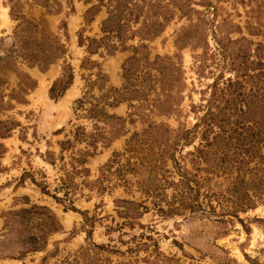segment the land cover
<instances>
[{"label":"trees","instance_id":"trees-1","mask_svg":"<svg viewBox=\"0 0 264 264\" xmlns=\"http://www.w3.org/2000/svg\"><path fill=\"white\" fill-rule=\"evenodd\" d=\"M51 1H54L55 10H52L47 0H43L40 6L46 13H58L59 0ZM70 1L72 0H65V3L68 4ZM24 3L26 1L5 0L8 17L14 22V27L10 35L0 38V173L5 170L1 164L6 153L3 141L10 137L12 131L21 128L18 121L10 116L4 117V114L12 111L15 105L26 104V96L36 87V81L24 72L22 67L36 68L44 73L49 66L62 60L60 73L47 90V97L53 101L61 98L73 82L72 68L64 61L66 54L64 45L48 28L44 18L33 20L22 13ZM84 4L90 5L82 15L84 25H88L101 8L105 10V18L100 21L97 38L83 37V29L76 35L77 46L84 47L87 55L81 60L79 68L87 71L94 69L95 72L86 78L84 92L74 101L73 111L81 112V118L90 122V129L87 130L80 125L74 126L63 140L57 142L56 155L46 151L41 156L43 161L52 167L58 164L62 172L52 192L48 186L36 182L26 172L20 176L19 182L23 183L28 178L41 194L49 196L58 204H65L64 211L81 215L87 247L81 248L80 252L95 250L123 255L107 246L90 242L92 225L96 219L87 217L86 211L79 212L73 207L72 197L77 187L74 178L82 177L80 184L89 185L86 180L88 169L85 167L88 158L96 155L98 146L107 147L124 134L125 118L109 113L108 108L127 103L128 107L133 109L149 106V113L158 116H168L176 112L180 102L179 66L168 56L155 55L149 60L148 47L144 42L158 37L176 13L186 15L190 9L186 5V0H84ZM70 11L72 12L71 8ZM61 27L65 29V24L62 23ZM230 27L240 32L237 25ZM245 30L248 35H257L259 32L256 27L248 25L245 26ZM203 33V29L196 32L193 47L200 41L207 46ZM227 34L221 37L213 35L215 55L218 59L216 64L220 68V73L212 78V82L206 87L207 97L202 99L204 103L199 106L201 115L196 118L192 129L173 133L171 141L169 133L172 132L164 124H148L141 134H146L152 129L166 134L164 145L168 141L170 143L162 150L160 160L168 159L172 162L178 176L176 182L166 183L173 191L171 200L161 199L157 200V203L153 202L157 216L165 218L181 215L186 211L190 215L199 212L206 218L216 217L215 222L220 225L235 220L247 230L238 215L258 206L264 208V44L252 43L243 37L231 40ZM135 39L137 45L128 44ZM179 42L181 41L176 40L175 45L178 46ZM123 51H129L131 55L122 64V86L116 89L107 84V78L101 72L99 64L91 61L89 57L113 56ZM139 62L144 64L146 70L137 77L136 69ZM197 63L196 68L203 69L204 58L199 57ZM222 70L231 75L223 79ZM151 71L154 74H151ZM90 76H93V79H90ZM137 78L147 83L146 89L144 87L135 89L133 83H141L136 80ZM92 90H96V96L92 94ZM131 102L139 105H132ZM129 121L133 122L131 119ZM61 131L62 129L56 134ZM194 136H197L198 144L193 151L186 153L190 157L189 163L194 171L192 175L186 170L179 169L173 151L177 144L181 146L191 144ZM136 138L137 134L134 133L126 140L125 152L133 151L131 141ZM118 156H120L118 153L111 155V159L100 169V177L92 183L97 184L100 192L106 188L102 186V182L110 184L114 175L118 176L116 177L118 180L121 178V186L127 184V181L122 179L127 170H122V166L111 172V165L117 164L115 159ZM125 161L127 166H131L127 172H134L133 164H129L128 159ZM197 173L203 174L201 179L197 178ZM207 174L223 179L224 186L223 189L218 187L217 193L211 196L205 194L203 201L198 202L199 189L204 181L208 180L204 176ZM152 191L153 189H147L142 191V195L145 198H155L156 195L153 196ZM211 199L215 205L211 203ZM159 202H163L165 207ZM113 204L116 208H121L115 210L117 217L125 220L121 225H127L130 229L133 221L147 210L143 203L129 200H114ZM2 218L0 240L3 239V244L0 241V259L22 260L27 254L42 250L47 238L60 231L56 216L41 205L28 204V207L4 212ZM143 236L140 233L138 237ZM144 239L152 243L149 255L152 258L142 257L132 262L177 264L173 257H166L160 253L157 244L149 235L144 236ZM131 240H134V237ZM148 245L146 242L136 243L134 247H127L124 253L133 254L140 248L147 250L150 247ZM119 264H131V261H121Z\"/></svg>","mask_w":264,"mask_h":264},{"label":"rangeland","instance_id":"rangeland-1","mask_svg":"<svg viewBox=\"0 0 264 264\" xmlns=\"http://www.w3.org/2000/svg\"><path fill=\"white\" fill-rule=\"evenodd\" d=\"M21 1H26L22 8V13L26 17L33 20L44 18L48 28L59 37L66 50L64 61L72 68L73 82L61 98L53 101L47 97V90L51 82L58 77L62 60L49 66L44 73L36 68L22 67V70L36 81V87L26 96V104L15 105L12 111L4 114V117L10 116L18 121L21 128L12 131L10 137L3 141L6 153L1 160L5 170L0 173V233L3 226L2 214L28 207V204L47 207L56 216L60 231L47 238L42 250L29 253L22 260L0 259V264H119L121 261H131V264H135L132 262L134 259L138 261L142 257L152 258L149 257L152 243L144 239L147 235L155 241L163 256L173 257L177 260V264H264L262 206L238 215L247 229L244 230L235 220L220 225L215 222L216 217L206 218L199 212L190 215L186 211L181 215L162 218L156 215L153 205V202L157 203V200L161 199L170 201L173 191L166 183L178 180L172 162L168 159L160 160L162 150L169 145L173 133L192 129L196 118L201 115L199 106L204 103L202 99L207 97L206 87L212 82V78L220 73V68L216 64L218 59L215 55L216 45L213 35L221 37L229 32L227 36L231 40L243 37L252 43L264 44V1L186 0V5L190 9L188 14L176 13L158 37L144 42L148 47L149 60L155 55L168 56L172 57L173 62L179 66L180 102L176 112L168 116H158L149 113V106L133 109L129 108L127 103H120L112 109L108 108L109 113L125 118L124 134L107 147L98 146L96 155L88 158L85 167L88 169L86 180L89 185L80 184L83 178L75 177L74 182L77 187L72 197V205L75 209L79 212L86 211L87 217L96 219L92 225L90 242L107 246L123 255L95 250L80 252L81 248L87 247L81 215L64 211L65 204H58L49 196L41 194L28 178L23 183L19 182L20 176L26 172L36 182L48 186L49 191L52 192L62 172L58 164L52 167L43 161L41 156L46 151L56 155L57 142L63 140L74 126L80 125L87 130L90 129V122L81 118V112L73 111L74 101L84 92L86 78L95 72L94 69L87 71L79 68L81 60L87 55L84 47L77 46L76 35L80 29H83V37L97 38L100 21L105 18V10L101 8L93 20L88 25H84L82 15L90 6L84 4V0H72L68 4L65 0H59L58 13H46L40 6L43 0ZM47 1L52 10H55L54 1ZM62 23L65 24V29L61 27ZM230 25H237L240 32L233 30ZM246 25L256 27L258 34L248 35L245 30ZM13 27L14 22L8 17L5 0H0V38L10 35ZM201 29L204 30L203 36L207 46L200 41L196 47H193L196 32ZM176 40L181 41L180 44L178 43L181 48L175 45ZM128 44L137 45L138 42L135 39ZM129 55L131 52L123 51L113 56L91 55L89 58L99 64L101 72L107 78V84L119 89L122 86L121 67ZM199 57L204 58V67L201 70L196 68ZM145 70L144 64L139 62L136 69L137 77H140ZM150 73L154 74L153 71ZM221 74L223 79L231 75L226 70H222ZM90 79H93V76H90ZM136 80L140 81L139 78ZM133 84L135 89L142 87L146 89L147 83L142 81ZM155 89L157 91V87ZM92 94L96 96V90H92ZM149 95L151 98L152 92ZM131 104L139 105L136 102ZM130 119L133 122H130ZM148 124L166 125L172 132L169 133L170 141L164 145L166 134L155 132L153 129L141 134ZM61 129V133L56 134ZM134 133L137 134V138L131 141L133 151L127 153L125 142ZM197 144L198 138L194 136L191 144L186 146L177 144L173 151L179 169L186 170L192 175L194 171L189 163L190 157L186 153L193 151ZM113 153H118L120 156L115 159L117 164L111 165V172L119 166H122V170L131 169V166L125 163L126 159L129 164H133L134 172L126 171L127 174H123L122 179L127 181L123 186H121V178L118 180L117 175L112 176L110 184L102 182V186L106 188L100 192L97 184L92 183L100 177V169L111 159ZM64 156L66 157L67 154ZM196 176L201 179L203 174L197 173ZM204 176L208 180L200 186L198 202L203 201L205 194L211 196L217 193L218 187L223 189L224 186L223 179L213 174ZM147 189H153L151 193L156 197L145 198L142 191ZM114 200L143 203L147 210L133 221L130 229L127 225H121L125 220L117 217L115 210L121 208L115 207ZM211 203L215 205L212 199ZM159 204L165 207L163 202ZM84 228L87 229L86 226ZM140 233L144 235L141 238L138 237ZM132 237L134 240H131ZM0 241L3 244V239ZM143 242L149 244L147 250L140 248L133 254L124 253L127 247H134L136 243ZM138 264L145 263L138 262Z\"/></svg>","mask_w":264,"mask_h":264},{"label":"crops","instance_id":"crops-1","mask_svg":"<svg viewBox=\"0 0 264 264\" xmlns=\"http://www.w3.org/2000/svg\"><path fill=\"white\" fill-rule=\"evenodd\" d=\"M70 87H71V86H70ZM70 87H69V88H70ZM67 90H68V89H67ZM67 90H66V91H67Z\"/></svg>","mask_w":264,"mask_h":264}]
</instances>
